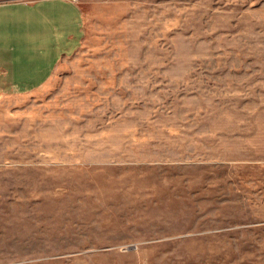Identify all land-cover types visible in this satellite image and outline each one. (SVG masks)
Masks as SVG:
<instances>
[{"label":"rangeland","instance_id":"1","mask_svg":"<svg viewBox=\"0 0 264 264\" xmlns=\"http://www.w3.org/2000/svg\"><path fill=\"white\" fill-rule=\"evenodd\" d=\"M69 1L0 82V264H264V0Z\"/></svg>","mask_w":264,"mask_h":264},{"label":"crops","instance_id":"2","mask_svg":"<svg viewBox=\"0 0 264 264\" xmlns=\"http://www.w3.org/2000/svg\"><path fill=\"white\" fill-rule=\"evenodd\" d=\"M77 19L69 0H0V82L43 84L71 48Z\"/></svg>","mask_w":264,"mask_h":264}]
</instances>
